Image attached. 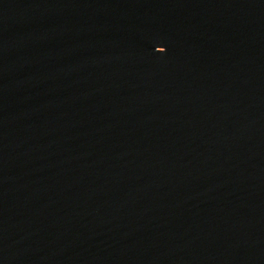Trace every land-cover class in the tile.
Instances as JSON below:
<instances>
[{"label": "water", "instance_id": "1", "mask_svg": "<svg viewBox=\"0 0 264 264\" xmlns=\"http://www.w3.org/2000/svg\"><path fill=\"white\" fill-rule=\"evenodd\" d=\"M0 264H264V0H0Z\"/></svg>", "mask_w": 264, "mask_h": 264}]
</instances>
